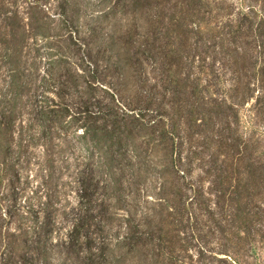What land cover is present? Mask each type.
<instances>
[{"label":"trees","instance_id":"obj_1","mask_svg":"<svg viewBox=\"0 0 264 264\" xmlns=\"http://www.w3.org/2000/svg\"><path fill=\"white\" fill-rule=\"evenodd\" d=\"M83 1L0 0V186L24 112L44 132L74 136L87 155L63 240L73 246L94 209L96 173L118 208L124 163L135 179L146 154L158 170L157 213L146 212L145 230L127 215L120 245L139 264H180L181 223L219 217L234 231L233 217L250 211L252 181L264 182L239 114L252 100L264 111V0H241L227 21L218 0H86L85 11ZM216 63L229 83L220 99L195 72L213 75ZM48 227L43 217L34 232Z\"/></svg>","mask_w":264,"mask_h":264},{"label":"rangeland","instance_id":"obj_2","mask_svg":"<svg viewBox=\"0 0 264 264\" xmlns=\"http://www.w3.org/2000/svg\"><path fill=\"white\" fill-rule=\"evenodd\" d=\"M218 1L222 2L223 21L228 16L233 19L246 5L241 0ZM203 51L200 52L206 59ZM44 56L40 73L46 66ZM32 58L31 53L25 56L29 63ZM206 63H212V59H206ZM219 66L216 63L215 73L222 77ZM195 72L203 84L207 78L214 99L225 95L228 76L222 77L220 84L219 77L215 73L208 75L207 69L198 68ZM239 114L240 133L251 143L254 167L260 171V166L264 169V111L255 107L252 100L239 109ZM14 137L16 155L0 186V264H139V255L134 260L126 257L120 241L127 215L132 214L139 229L145 230L146 212L157 213L154 198L158 196L159 182L155 161L144 154V163L135 179L130 175L131 163H124L127 169L122 207L118 208L106 188V177L96 173L99 185L93 197L94 209L89 211L81 243L71 246L63 240L75 221L71 210L78 205L76 174L85 165L87 151L77 144L74 136L64 137L56 130L42 131L26 112L16 121ZM127 156L132 157L131 152ZM197 174L193 172L192 177ZM252 183L250 211L233 217L234 231L230 226L220 225L219 217H201L197 223L184 221L177 227L183 239L174 247L180 264H264V182L258 185L255 179ZM43 217L50 232L35 234L36 222Z\"/></svg>","mask_w":264,"mask_h":264}]
</instances>
